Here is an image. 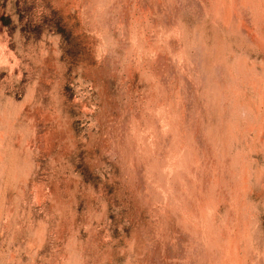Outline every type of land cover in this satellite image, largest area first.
Returning <instances> with one entry per match:
<instances>
[{
    "label": "rangeland",
    "instance_id": "rangeland-1",
    "mask_svg": "<svg viewBox=\"0 0 264 264\" xmlns=\"http://www.w3.org/2000/svg\"><path fill=\"white\" fill-rule=\"evenodd\" d=\"M0 264H264V0H0Z\"/></svg>",
    "mask_w": 264,
    "mask_h": 264
}]
</instances>
